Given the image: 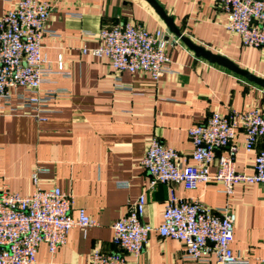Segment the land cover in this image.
<instances>
[{"label":"crops","instance_id":"crops-1","mask_svg":"<svg viewBox=\"0 0 264 264\" xmlns=\"http://www.w3.org/2000/svg\"><path fill=\"white\" fill-rule=\"evenodd\" d=\"M18 1L0 0V17ZM40 1L52 4L47 28L61 35L44 38L43 57L54 71L62 58L69 75L52 76L42 91L69 93L52 101L41 118L32 110L11 112L8 106L0 112V190L6 186L11 193L30 196L35 169L43 166L49 173L39 177L41 188L58 187L74 194L71 216L76 218L84 210L95 225L72 229L67 243L54 255L42 244L36 264H88L95 251L123 252L113 241L114 222L144 195L143 222L160 227L172 189L180 198L199 200L212 210L230 205L237 216L233 251L250 264H264L263 184H237L230 197L216 180L194 191L177 184H158L152 190L151 176L141 164L154 138L177 151L184 165L194 164L189 128L206 122L215 112L263 110L264 87L197 57L146 0ZM155 1L193 43L264 80V47H245L230 34L215 0ZM126 23L151 33L164 29L170 38L178 39L168 48L171 63L165 77L154 80L149 74L125 72L121 74L123 89L117 86L107 60L84 54V48L100 46V30ZM235 143L237 170L252 174L262 140L246 153L245 135L239 129ZM216 169L212 166V175ZM125 255L133 264L188 262L181 242L161 238L156 231L138 259Z\"/></svg>","mask_w":264,"mask_h":264},{"label":"built area","instance_id":"built-area-1","mask_svg":"<svg viewBox=\"0 0 264 264\" xmlns=\"http://www.w3.org/2000/svg\"><path fill=\"white\" fill-rule=\"evenodd\" d=\"M226 17L225 27L241 39L245 47H264V0H215ZM52 4L40 0H19L16 6L0 17V112L10 107L32 110L37 118L48 112V105L65 98L68 91H42L54 75L69 76L62 58L57 71L47 66L42 42L46 36L61 37L47 28ZM80 18V15L71 14ZM101 44L88 50L99 59L107 60L116 74L118 87L121 74H149L160 80L169 72L168 52L178 39L170 38L164 29L151 33L131 23L102 29L97 34ZM15 100V105H14ZM245 135L244 149L251 152L262 140L253 173L237 170L238 130ZM193 143L194 164L184 165L180 154L154 138L141 164L151 176L150 188L158 184L182 185L188 191L216 180L223 184L230 197L237 184L264 185V109L246 112H215L204 123L189 128ZM216 173L211 174L212 166ZM49 169L38 165L33 174L34 192L30 196L11 193L6 186L0 190V264H36L38 249L46 244L51 252L67 243L72 229L95 225L84 210L71 216L75 196L54 187L43 190L39 177ZM146 197L141 196L129 212L114 222V244L125 254L138 259L152 232L161 238L181 242L186 250V264H250L232 249L237 220L231 206L212 210L199 200H185L170 191L163 213V223L154 228L143 222ZM123 252L95 251L88 264H133Z\"/></svg>","mask_w":264,"mask_h":264},{"label":"water","instance_id":"water-1","mask_svg":"<svg viewBox=\"0 0 264 264\" xmlns=\"http://www.w3.org/2000/svg\"><path fill=\"white\" fill-rule=\"evenodd\" d=\"M150 3V5L156 10L158 15L164 20L168 28L170 29L171 33H173L176 37H178L190 50H192L197 57L204 58L208 60L210 63L220 65L229 69L236 74L246 77L252 82L257 83L258 85L264 87V80L257 78L250 74L248 71L239 68L234 62L224 58L223 56L214 54L213 52L206 50L205 48L196 45L193 43L189 38L184 36L180 30L175 26L174 21L172 18H169L164 11V9L159 6V4L155 0H146Z\"/></svg>","mask_w":264,"mask_h":264}]
</instances>
